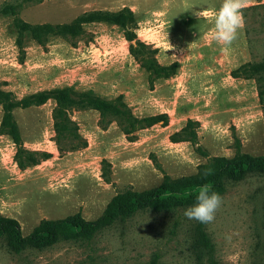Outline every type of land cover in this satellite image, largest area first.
Segmentation results:
<instances>
[{"label": "rangeland", "instance_id": "obj_1", "mask_svg": "<svg viewBox=\"0 0 264 264\" xmlns=\"http://www.w3.org/2000/svg\"><path fill=\"white\" fill-rule=\"evenodd\" d=\"M222 0H0V89L15 101L73 86L113 99L122 95L137 117L166 114L168 122L139 130L129 140L116 122L99 126L93 110L71 116L87 146L61 155L54 142L49 99L13 111L22 148L37 162L20 169L18 147L0 132V214L16 219L23 235L42 220L79 214L95 220L126 190L157 186L196 172L199 164L235 153L264 155V0L243 9L244 27L228 46L214 39ZM129 9L135 25L100 22L79 40L51 38L39 45L17 30L22 23H68L89 11ZM200 11L209 16L198 17ZM134 36L129 40L128 37ZM20 43L21 46L17 45ZM177 63L157 77L154 65ZM2 108L0 106V121ZM191 120L196 143L171 135ZM206 231L212 249L198 263L191 249L197 220L184 212H140L92 239L60 241L11 253L0 240V264H264V175L228 183Z\"/></svg>", "mask_w": 264, "mask_h": 264}, {"label": "trees", "instance_id": "obj_2", "mask_svg": "<svg viewBox=\"0 0 264 264\" xmlns=\"http://www.w3.org/2000/svg\"><path fill=\"white\" fill-rule=\"evenodd\" d=\"M137 21L136 16L127 8L117 12L89 11L76 16L68 23L37 24L22 23L17 26L21 34H25L39 45H45L51 38L66 41L79 38L85 33L84 27L89 24L109 22L128 27ZM129 40L134 36L128 37ZM17 45L21 46L17 41ZM177 63L169 66L154 65L153 72L157 77L168 79L176 73ZM264 64L248 63L243 66V72L253 76L258 74ZM49 99L54 101L52 120L54 142L61 155L86 147L87 143L79 134L78 126L71 116L77 111L94 110L99 113V126L106 128L116 122L119 130L129 140L143 128L161 123L166 125V114L149 117H137L128 107L122 95L106 99L91 90L77 91L73 86L42 91L15 101L10 93L0 89V106L2 116L0 132L7 135L18 147L15 161L20 169L34 165L37 162L36 152L25 151L22 148V137L13 111L17 108L27 109L40 106ZM188 120L184 127L171 135L173 142L188 141L196 143V133ZM252 175H264V155L253 156L245 153H235L234 156L214 157L197 166L194 174L172 179L165 176L155 187L135 191L126 190L114 196L106 205L103 213L95 220H85L79 214L65 218L42 220L28 235H23L16 219L0 214V240H4L11 253L21 254L25 250H43L60 241H83L92 239L99 231L111 227L118 221H125L140 212L164 213L186 210L193 206L198 195V189L207 184L211 191L222 196L227 184L243 181ZM206 223L197 220L193 228L191 249L198 263L210 254L212 243L204 230Z\"/></svg>", "mask_w": 264, "mask_h": 264}, {"label": "clouds", "instance_id": "obj_3", "mask_svg": "<svg viewBox=\"0 0 264 264\" xmlns=\"http://www.w3.org/2000/svg\"><path fill=\"white\" fill-rule=\"evenodd\" d=\"M250 3L251 0H222L214 20V39L217 43L228 46L237 39L239 30L243 29L245 24L243 9ZM196 15L207 17L210 13L200 11ZM196 201L197 203L185 210V217L201 223L212 222L222 204L221 196L211 191L210 185L205 184L198 189Z\"/></svg>", "mask_w": 264, "mask_h": 264}, {"label": "crops", "instance_id": "obj_4", "mask_svg": "<svg viewBox=\"0 0 264 264\" xmlns=\"http://www.w3.org/2000/svg\"><path fill=\"white\" fill-rule=\"evenodd\" d=\"M94 111V110H93ZM97 112V111H96ZM99 114V113H98ZM74 121V120H73ZM78 126V125H77ZM152 127V126H151ZM107 128V127H106ZM79 129V128H78ZM79 131V130H78ZM138 132V131H137ZM137 132L135 133V136L137 134ZM83 138V137H82ZM84 139V138H83ZM85 140V139H84ZM87 143V142H86ZM87 146V145H86Z\"/></svg>", "mask_w": 264, "mask_h": 264}]
</instances>
